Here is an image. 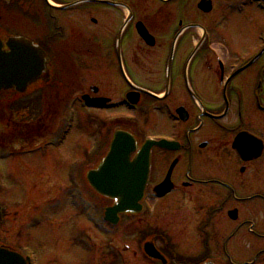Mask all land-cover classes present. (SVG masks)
I'll use <instances>...</instances> for the list:
<instances>
[{
	"label": "flooded vegetation",
	"instance_id": "obj_1",
	"mask_svg": "<svg viewBox=\"0 0 264 264\" xmlns=\"http://www.w3.org/2000/svg\"><path fill=\"white\" fill-rule=\"evenodd\" d=\"M83 1H1L3 13L12 8L17 19L13 35L39 47L50 62L39 81L23 93L12 92L16 102L53 89L68 93L58 82L67 65L72 77L90 70L86 89L91 96L86 97L93 100L87 110L97 131L95 156L107 146L99 164L118 132L135 137L132 159L148 140L167 141L170 149H152L144 204L150 196L159 206L169 201L177 208L201 206L204 212L193 216L195 227L191 220L181 221V230H175L173 220L164 224L172 228V246L161 224L140 231L142 246L137 251L128 246L126 253L150 264H264V29L256 38L235 39V28L225 27L231 14L242 15L254 0ZM71 104L76 103L67 104L66 111ZM12 124L0 117V132L6 127L10 133L1 137L5 143L18 140V129L25 136L23 127ZM133 125L144 133L131 130ZM15 151L6 154L12 157ZM157 160L159 169L154 168ZM165 180L171 192L159 198L155 188ZM2 205L4 235L8 220ZM159 206L157 211H169ZM149 241L166 263L139 253ZM16 246L12 238L0 236V247L21 253ZM109 257L115 264V253Z\"/></svg>",
	"mask_w": 264,
	"mask_h": 264
},
{
	"label": "rangeland",
	"instance_id": "obj_2",
	"mask_svg": "<svg viewBox=\"0 0 264 264\" xmlns=\"http://www.w3.org/2000/svg\"><path fill=\"white\" fill-rule=\"evenodd\" d=\"M1 1L3 0H0V25L6 23V28L10 29L0 28V33L9 35L17 32L14 31L17 19L12 8L8 14L3 13ZM253 7L245 9L242 15L231 14L228 17L225 27L236 29H233L235 34L232 38L253 39L264 29V4L261 2ZM56 65L59 70V63ZM69 69L70 66L67 65L63 74L59 70L58 81L67 87L68 93L53 89L48 91L46 96H34L35 98L22 102L18 100V106L15 105V108H9L7 102H0V117L5 124L13 120V126L26 127L28 130L36 128L38 131H34L33 136L24 137L18 129L15 132L18 140H7V143L1 137L6 139L10 133H7L6 127L2 130L5 135L0 132V150L12 151L15 146L18 150L15 154H24L18 158H3L2 153L5 151H0V183L3 192H0V199L4 201V204L0 205L3 206L5 219L8 220H5V227L1 226L4 230L8 229L4 231V235L0 233V236L12 238L13 244L20 248L22 254H35L38 264H114L109 255L106 256L108 252H105L110 239L114 242L115 256L121 260V264H124V260L125 264H128L127 259L129 264H150L141 259L140 255L135 257L133 253L127 254L125 251L128 246L136 251L142 246L140 231L149 232L161 224L171 225L172 220L175 230L178 227L179 230L182 229L181 221L191 220L192 224L189 225L195 227L193 216L202 217L199 214L204 213L203 207L192 205V208H177V205L169 201L159 206V203L148 196L149 200L145 203L147 211L142 216L135 219L125 217L119 226L110 230L103 228L104 222L99 221V215L102 220L104 211L111 202L100 198L91 190L86 176L98 165L101 156L107 152V146L95 156L97 142L93 136L97 131L91 118L92 111L84 108L81 110L79 104L84 94L91 96V91L86 89L87 84L92 81L91 71L83 73L81 77L72 67L71 71L77 75L72 77L73 74L68 73ZM10 98L16 99L9 95L5 100L10 102ZM28 101L36 102L34 105L24 104ZM71 101L76 104L73 110L68 112L66 107ZM24 105L33 106L34 110H19L22 109L19 106ZM17 109L20 115L14 120L17 117ZM130 129L139 135L144 133L138 125H133ZM105 135V141L108 142L109 135L107 132ZM28 152L30 154H27ZM155 164L154 168L159 169L158 160ZM157 206L169 211L159 212L156 210ZM28 222L29 227L26 225ZM97 223L100 226L99 233L98 227H94ZM162 228L169 233L168 241L172 246L175 240L172 238V228ZM105 231L113 233L111 238ZM178 235L181 236V232Z\"/></svg>",
	"mask_w": 264,
	"mask_h": 264
},
{
	"label": "water",
	"instance_id": "obj_3",
	"mask_svg": "<svg viewBox=\"0 0 264 264\" xmlns=\"http://www.w3.org/2000/svg\"><path fill=\"white\" fill-rule=\"evenodd\" d=\"M92 2L107 1L89 0ZM10 52L3 51L0 40V91L16 89L25 91L29 84L36 81L47 70L48 61L43 51L26 40L10 39ZM42 66V69L39 67ZM22 85V86H20ZM154 146L170 148L167 142L149 141L134 161L131 155L136 151V141L127 133H117L111 150L100 168L88 174L91 187L100 195L113 199L114 205L106 210L104 220L112 225L119 223V214L140 213V204L149 179L151 149ZM169 180L156 191L160 196L170 190ZM145 253L155 260L164 261L153 243L145 244ZM19 254L0 248V264H27Z\"/></svg>",
	"mask_w": 264,
	"mask_h": 264
}]
</instances>
